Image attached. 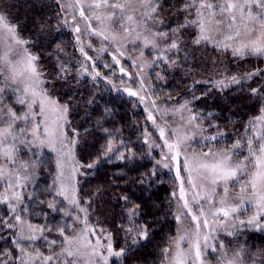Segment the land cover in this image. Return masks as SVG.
I'll return each mask as SVG.
<instances>
[{"label":"snow or ice","instance_id":"obj_1","mask_svg":"<svg viewBox=\"0 0 264 264\" xmlns=\"http://www.w3.org/2000/svg\"><path fill=\"white\" fill-rule=\"evenodd\" d=\"M12 7L0 6V205L7 209L0 213V233L7 234L0 240H10L9 247L0 248V264H138V253L155 239L157 214L175 226L163 247L156 245L160 264H264V248L231 247L220 238L221 233L238 237L242 230L264 232V67L231 73L225 66L217 69L218 79H193L183 90L167 91L172 73L183 68L185 80L193 76L201 49L210 47L225 60L230 53L237 64L248 57L264 59V0H36L28 5L37 17L28 37L11 18ZM65 31L82 57L75 62L79 67L71 57L64 59L68 45L60 37ZM91 37L104 42L99 49ZM86 48L98 55H88ZM105 53L112 63L104 67L118 66L130 83L116 85L97 70ZM124 57L132 61L138 83L121 64ZM45 59L55 60L50 71ZM85 77L93 84L102 78L113 91L135 97L144 106L145 123L155 130L145 127L138 139L147 145L148 157L155 159L153 150H160L151 168L125 181L134 187L119 188L113 179L120 211L112 230L92 222L93 202L81 199L77 177L92 175L82 169L95 170L114 155L132 162L137 154L123 140L127 154L120 151L119 129L103 126L111 109H104L95 128L73 127V113L97 102L94 93L83 96ZM197 85L211 87L197 95ZM234 86L255 112L230 132L221 128L217 113L197 110L194 102ZM176 116L179 120L170 119ZM227 123L234 122L228 118ZM97 130L107 143L84 163L77 149ZM45 149L55 154V168L49 170L51 183L38 191ZM160 169L174 173L173 190L164 201L148 195L163 183ZM40 214L46 222L33 223ZM50 214H60L61 220L47 222Z\"/></svg>","mask_w":264,"mask_h":264},{"label":"trees","instance_id":"obj_2","mask_svg":"<svg viewBox=\"0 0 264 264\" xmlns=\"http://www.w3.org/2000/svg\"><path fill=\"white\" fill-rule=\"evenodd\" d=\"M35 2L36 0H0V6L15 5V7L10 9L11 18H13L14 22H20L21 30L25 37H28L30 34L34 35L35 33L32 21L37 18L36 12L35 10L31 12L28 10V5ZM45 2H50V0H45ZM176 2H178V0H176ZM47 12L48 10L45 9V12L41 15H45ZM25 21H27V28L24 27ZM60 39L64 44L68 45V55L65 56L64 59L67 60L71 57L74 66L79 67V65L75 62L81 60L82 57L79 51L71 46L73 43L71 33L65 31V34L62 35ZM226 56L227 59L225 60L224 57H221L210 47L207 49H201L196 53L197 59L195 63L197 64V67L194 70L193 76L185 80L183 73L188 71V69L183 68L175 73H172L168 80L167 91L175 92L178 87L183 90L184 87L191 84L193 79H205L211 72L216 73L217 69L223 71L225 66H227L231 73H244L246 71H251L255 67H264V59L248 57L239 61L237 64V62L232 61L230 53L226 54ZM213 60L217 61L216 67H213L212 65ZM221 60L224 62L221 63ZM228 61L232 62L229 63ZM54 63V59H45L44 66L46 70L50 71L51 66L54 65ZM102 67L103 65L98 64L97 70L101 71L104 75L111 77L113 72H103L101 69ZM154 76L155 73L153 72V79ZM113 80L118 82V78H114ZM250 83L251 86L255 87L258 86L259 82L252 81ZM245 86L247 87V84ZM209 87L211 86L197 85L196 94L199 95L200 92L205 91ZM81 91L85 98H91V95L94 93L97 102L91 106L82 104L79 110L73 113L70 117L73 127H80L83 125V128H95L96 121L104 113V109H111V114L105 117L103 126L109 129H119L115 139L120 151H124L127 154L125 146L120 144V141L123 140L125 145H127V148H132L137 154L136 159L132 162L116 160L114 155L112 162H101L95 170L82 169L84 172L91 171L93 173L92 175L77 177L80 181L78 187L81 199H92V208L94 209L91 216L92 222L99 220L100 225L112 230L115 227L113 223L114 219H119V216L114 217V213H118L120 211L119 205L116 204L114 200V196L119 191V188L134 187L130 184L126 185L125 181H127L129 177L136 176L138 172L146 171L154 164V159L148 157L147 155V145H144L142 141L138 139L145 127L149 129V124L145 123V113L143 109L137 105V103H135L126 94L113 91L112 86L106 84L105 80L102 78L98 80L97 84H93L90 77H85L82 81ZM157 92L164 95L159 88H157ZM188 95L190 96L191 94L189 93ZM184 98L186 97H182L181 99ZM250 105L251 101L242 98L235 86L231 90H225L223 95L219 92L213 91L212 95L209 97L194 102V108L197 110L217 113V119L220 122L221 128L223 129L226 126L227 130L230 132L234 128H240L244 121L250 115L254 114L255 110L250 107ZM86 108L87 112L85 111ZM228 118L232 119L234 123L228 124ZM137 127H139V130H137ZM83 128H81V131H83ZM209 131L211 132L212 130L210 129ZM231 139H235V136H232ZM106 143L107 140L103 137L101 131L97 130L92 132L87 137L86 143L84 142V138H82V142L77 149L78 158L82 159L84 163H91L97 155L101 153L102 146L106 145ZM44 156L47 163L41 166L37 181L40 185V189L38 191H42L48 184L51 183L52 176L49 174V170H52L54 173L55 168L52 155L46 153ZM24 157L29 158V154ZM121 172H123V176L119 175ZM158 175L162 178L163 183H160L152 188L148 195H150L153 200L164 201L173 187V181L171 179L172 175L161 169L159 170ZM113 179H115L116 183L119 184V188L116 187V184L112 183ZM97 189L100 190L101 194H96ZM135 195L139 197L141 193L136 192ZM41 198L50 199V197L47 196H41ZM36 207V205H33L34 211L36 210ZM165 207H167L166 203ZM6 210L7 209L4 206L0 205V213ZM45 211L48 210L45 208ZM52 216H55V220H52ZM31 219L33 223L37 224H43L46 222L43 214L33 216ZM156 219L159 222L154 224L155 239L147 246V248L142 249L141 252L138 253V264H160V261L157 258L159 248L156 247V245L159 243V246L163 247V242L167 240L169 233L171 232V234H175V226L171 218H169L168 221H164L160 219V214H157ZM60 220V214H50L47 222L56 223ZM0 235L6 236L7 234L0 233ZM238 242L240 245H244L246 243L252 250L264 248V232L252 230H247L246 232L244 231V233L240 235V239L238 237ZM40 243L41 242L39 241L37 242L38 245ZM122 243L123 241L120 240L119 244ZM9 246V239L0 240V248H6ZM42 250L47 251L46 248Z\"/></svg>","mask_w":264,"mask_h":264},{"label":"rangeland","instance_id":"obj_3","mask_svg":"<svg viewBox=\"0 0 264 264\" xmlns=\"http://www.w3.org/2000/svg\"><path fill=\"white\" fill-rule=\"evenodd\" d=\"M89 38L88 37H85V40H88ZM91 39V42L93 43V45H94V48H96V49H99L100 47H101V45H102V43H104V42H102L99 38H97V37H91L90 38ZM109 51H113V49H111V48H109L108 49ZM86 51L88 52V55H90V56H92V57H96L97 55H98V53L96 52V51H93L92 49H88V48H86ZM130 55H135L136 54V52H130L129 53ZM146 54H147V50H146ZM150 58V57H149ZM97 63V65L98 64H101V65H103V67L101 68L102 70H103V72L104 71H109L110 73L111 72H114V75H113V73L111 74V78L112 79H114V78H118V82H115L114 80V83L116 84V85H120L121 84V81L123 80V82L125 83V84H127V83H130V81H129V77L128 76H124L122 73H120V71H119V67L118 66H115V65H113V67L112 68H105L104 67V64H106V63H108V64H111L112 63V61H111V56H109V55H107V53H105V54H103L101 57H100V59L96 62ZM121 64L126 68V70L134 77V78H136L135 77V69H133V67H132V61L130 60V59H128L127 57H124V58H121ZM108 72V73H109ZM216 73H217V71H216ZM215 72H211L206 78H208V77H211V78H213V79H218L219 77L217 76V74H216ZM137 79V83H138V78H136ZM122 93H124V92H122ZM124 94H126V93H124ZM127 95V94H126ZM128 96V95H127ZM129 97V96H128ZM135 103H137V105L139 106V107H141L142 109H143V111H144V106L142 105V104H139V102L136 100V98L135 97H130ZM164 105H162V107H163ZM168 106H170V105H168ZM144 113H145V111H144ZM145 116H146V113H145ZM157 119H160L159 117H157ZM170 119H174V120H179V116H176V117H171ZM149 124V131H155L154 129H152V126H151V123L149 122L148 123ZM156 138L158 139V134H157V136H156ZM147 150H148V148H147ZM25 152H26V150H24ZM46 153H49L50 155H52V158H53V160H54V165H55V154L54 153H52V152H49V151H47L46 149L44 150V155L46 154ZM154 155V156H153ZM29 156H30V154H29ZM152 156L153 157H155V159H159V157H160V150L159 149H154L153 150V152H152ZM24 158H26V157H24ZM155 159H154V163H155ZM161 170H163V171H166V172H168L169 173V171L167 170V169H161ZM172 176H174V173H170ZM173 190V187H172V189H171V191ZM1 206H3V205H1ZM5 207V206H4ZM248 214H250V213H245L244 215L246 216V215H248ZM244 231L246 232L247 230H242L241 231V233L239 234V239H240V235L241 234H243L244 233ZM238 237H228V236H226L225 234H223V233H221V235H220V238L221 239H223V240H225L226 242L227 241H231V247H236V246H239L240 245V243L238 242ZM213 264H214V262H213Z\"/></svg>","mask_w":264,"mask_h":264}]
</instances>
